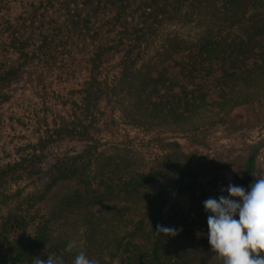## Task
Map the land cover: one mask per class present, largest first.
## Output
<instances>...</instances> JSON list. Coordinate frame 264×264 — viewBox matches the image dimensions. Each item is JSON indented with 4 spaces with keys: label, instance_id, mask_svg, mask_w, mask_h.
Returning <instances> with one entry per match:
<instances>
[{
    "label": "rangeland",
    "instance_id": "374dc122",
    "mask_svg": "<svg viewBox=\"0 0 264 264\" xmlns=\"http://www.w3.org/2000/svg\"><path fill=\"white\" fill-rule=\"evenodd\" d=\"M43 1L0 0V77L17 59L11 47L14 41L35 34L34 44H38L37 32L27 29L32 26L30 15L43 7ZM51 14L49 18L58 16ZM178 31L190 36L196 32L193 26ZM80 47L73 44L71 57L60 60L61 68L31 63L19 77L0 84V164L36 150L45 149L47 154L43 172L14 181L8 198L0 201V264H11L46 225L47 242L32 258L47 260L51 254L62 258L63 264H73L75 255L83 251L96 264H156L153 228L163 225L179 231L175 236L162 234V264H222L208 242L203 202L218 197L229 183L248 188V156L255 157L254 176L264 178V124L236 129L227 123L212 125L205 117L182 128L162 125L151 131L145 125L150 119L123 116L125 97L114 101V96L102 95L85 108L80 100L88 79L87 56ZM256 108L264 115L263 108ZM79 120L94 124L86 130L93 141L87 143L71 133L70 125L78 127ZM171 142L193 154L204 171L180 176L170 168L139 195L113 191L129 176L154 166L167 153L164 145ZM70 157L90 161L89 183L76 184L77 179L70 178L47 195L44 188L51 180L50 170L58 162L67 166ZM77 188L89 192L79 197ZM97 196L101 197L90 203ZM70 240L77 241L78 247L68 253L64 249ZM32 258L22 257L18 264H33Z\"/></svg>",
    "mask_w": 264,
    "mask_h": 264
},
{
    "label": "trees",
    "instance_id": "16d2710c",
    "mask_svg": "<svg viewBox=\"0 0 264 264\" xmlns=\"http://www.w3.org/2000/svg\"><path fill=\"white\" fill-rule=\"evenodd\" d=\"M41 6L30 15L32 26L27 29L37 32L38 44H34L35 34L11 44L17 59L0 77L1 85L19 77L31 63L61 68L60 60L71 57L77 43L87 56L88 79L80 100L85 108L102 95L114 96V101L125 97L123 116L150 119L145 125L151 131L162 125L182 128L205 117L212 125L227 123L236 129L264 124V115L256 111L257 106L264 110V0H44ZM51 13L58 16L49 18ZM184 26H193L196 32L182 34L178 29ZM70 126L82 141H93L86 130L94 124L79 120L78 127ZM164 147L167 153L154 166L129 176L113 191L139 195L170 168L180 176L204 171V165L184 152L181 144ZM46 158L43 149L0 164V201L8 198L10 185L20 177L41 174ZM79 161H83L80 166ZM66 163L58 162L50 170L51 180L44 188L47 195L70 178L77 179L76 184L89 183L88 159L70 157ZM254 173L252 155L246 168L249 185L258 179ZM87 191L75 190L79 197ZM46 229L47 225L40 229L11 264L38 255L47 242ZM156 229L157 225L153 255L156 264H162L159 251L164 242Z\"/></svg>",
    "mask_w": 264,
    "mask_h": 264
},
{
    "label": "clouds",
    "instance_id": "9594fccd",
    "mask_svg": "<svg viewBox=\"0 0 264 264\" xmlns=\"http://www.w3.org/2000/svg\"><path fill=\"white\" fill-rule=\"evenodd\" d=\"M207 214V238L211 251L222 264H264V178L244 188L229 183L221 188L218 197L203 202ZM157 232L175 236L178 229L158 225ZM78 247L70 240L65 252ZM33 264H63L62 258L49 254L47 260L32 258ZM73 264H96L81 251L75 255Z\"/></svg>",
    "mask_w": 264,
    "mask_h": 264
}]
</instances>
